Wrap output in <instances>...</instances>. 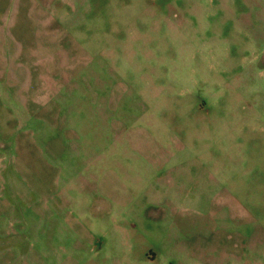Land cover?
<instances>
[{
	"label": "rangeland",
	"instance_id": "rangeland-1",
	"mask_svg": "<svg viewBox=\"0 0 264 264\" xmlns=\"http://www.w3.org/2000/svg\"><path fill=\"white\" fill-rule=\"evenodd\" d=\"M0 264H264V0H0Z\"/></svg>",
	"mask_w": 264,
	"mask_h": 264
}]
</instances>
